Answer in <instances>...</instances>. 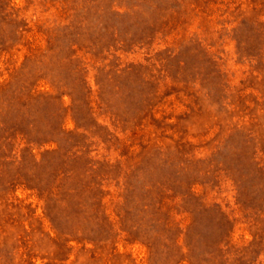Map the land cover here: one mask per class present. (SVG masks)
Returning a JSON list of instances; mask_svg holds the SVG:
<instances>
[{
  "label": "rangeland",
  "instance_id": "obj_1",
  "mask_svg": "<svg viewBox=\"0 0 264 264\" xmlns=\"http://www.w3.org/2000/svg\"><path fill=\"white\" fill-rule=\"evenodd\" d=\"M0 264H264V0H0Z\"/></svg>",
  "mask_w": 264,
  "mask_h": 264
}]
</instances>
